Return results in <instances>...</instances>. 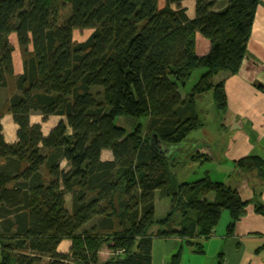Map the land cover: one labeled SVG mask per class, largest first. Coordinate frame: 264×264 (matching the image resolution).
<instances>
[{
	"label": "trees",
	"instance_id": "trees-1",
	"mask_svg": "<svg viewBox=\"0 0 264 264\" xmlns=\"http://www.w3.org/2000/svg\"><path fill=\"white\" fill-rule=\"evenodd\" d=\"M183 1L0 0V88L8 96L0 107V264H152L153 240L171 237L203 254L223 212L229 233L247 214L249 203L224 183H180L166 148L205 126L197 101L206 95L221 114L227 110L224 82L215 77L239 73L262 0H195L194 19ZM76 30L92 33L79 42ZM197 34L209 41L202 56ZM200 69L207 72L182 96ZM5 114L18 126L15 144L5 141ZM33 114L66 121L45 137ZM104 150L112 161L102 159ZM237 165L264 180L259 157ZM209 193L213 202L204 199ZM157 196L170 199L160 219ZM255 212L264 216L263 202ZM63 240L72 242L69 254L57 252ZM105 245L112 256L101 263Z\"/></svg>",
	"mask_w": 264,
	"mask_h": 264
},
{
	"label": "crops",
	"instance_id": "crops-1",
	"mask_svg": "<svg viewBox=\"0 0 264 264\" xmlns=\"http://www.w3.org/2000/svg\"><path fill=\"white\" fill-rule=\"evenodd\" d=\"M188 1L191 2L190 6L194 7L195 0H184L182 4ZM12 37L14 41H11L16 45V37L11 36V39ZM196 39L197 54L205 55L210 48L209 41L200 34H197ZM200 46L204 47L200 49ZM14 68L16 73L21 72V64L20 70H17L15 64ZM215 78L217 82H224L228 100L227 110L222 114L218 113L222 116L220 127L214 130L216 136L220 135V138L217 137L211 145L198 144L182 155L177 154V148L180 146L166 149L173 163L177 165L173 171H178L177 177L180 183L204 177L224 183L237 190L242 199L249 203L247 214L238 222L234 231L229 233L231 216L227 211L223 212L213 235L202 241L203 254L195 253L192 248L185 245V240L179 237L158 239L159 243H153V245L157 244L158 255L156 257L153 255L152 264H171L172 258L179 251L182 252L181 264H219L220 259L222 264H264V216L255 212L256 202L264 203V180L259 177L257 171L246 174L237 165L241 159L251 156L259 157L264 162V0L257 7L247 55L239 73L236 75L221 73ZM1 96L6 95L3 93ZM64 119L60 116H50L45 121L39 114H33L30 117L31 124L42 126L45 137L49 135L58 120ZM1 123L5 141L8 144L17 143L18 126L13 117L5 114ZM196 153L203 154V158L192 160ZM102 159L112 161L113 155L110 151L104 150ZM61 166L68 170L66 161H63ZM196 168L204 170L203 173L198 172L193 175L192 172ZM211 171H215L216 176H213ZM204 199L213 202L215 194L209 193ZM158 200L163 199L157 196L155 202L156 216L160 219L166 215L170 206L163 205L161 213L164 214L158 216ZM65 206L68 210L72 208V197L69 194L65 196ZM96 222V219L91 221L84 229L92 228ZM71 247V240H63L57 252L69 254ZM109 247L105 245L100 250L101 263L112 256Z\"/></svg>",
	"mask_w": 264,
	"mask_h": 264
},
{
	"label": "rangeland",
	"instance_id": "rangeland-1",
	"mask_svg": "<svg viewBox=\"0 0 264 264\" xmlns=\"http://www.w3.org/2000/svg\"><path fill=\"white\" fill-rule=\"evenodd\" d=\"M190 4H191V2L188 1L184 4H182V6L184 8H186L188 16L191 19H194V17H195V2H194V7L193 6L191 7ZM225 4L226 3L222 2V1L219 3H216L215 4V10H221L225 6ZM91 33H92V30H76L74 32L73 37L76 41L82 42V41H85L91 35ZM11 40L14 41L13 37ZM202 47H204V46H200V49ZM199 54H201V53H199ZM14 58H15L14 64H15L17 70H20V64H21L20 53L16 52ZM206 72H207V70H205V69H200V70L195 71V73L193 74V76L191 77V79L189 80L187 85L185 87L180 88L182 96H185L186 94L190 93L192 91V89L194 88V86L199 82L201 77ZM0 93H1L0 94V107H1L5 103L8 96H7L5 89H3V88H0ZM3 93H4V95H6L5 97L1 96V95H3ZM215 109H216V106H215V103H214V100H213V97L211 94L206 95L203 100L197 101V110L200 113L201 120L205 126L202 128H199L200 129L199 132H195V131L192 132L189 135V137L186 139V141L183 142V144H181V146L179 145L180 147L177 148V154H180V155L185 154V153L189 152L190 150L194 149V147L198 144L211 145V144H213V142L216 140L217 137L220 138L219 134H218L219 136H216L214 130H216V128L218 129L220 127V122H221L222 116H221V114H218V113H220V111L216 110L217 111L216 112ZM62 121L65 122L66 119L58 120V122L54 124L53 128H55ZM145 122H146V119L140 120V123L143 125H145ZM116 124L121 125L120 119L116 120ZM41 128H42V126H41ZM126 129L128 132H131L132 127H130V128L127 127ZM206 132H208V133L206 134ZM203 171L204 170H200V169L198 170L196 168L192 172V174L196 175L198 172L203 173ZM211 174H213V176H216L217 173L215 171H211ZM191 178H194V176H191ZM200 179H196V180L195 179H189V181H187V182H194V181H197ZM192 180H194V181H192ZM212 181L218 182L215 180H212ZM165 204L170 206V200L168 198L167 199L165 198L163 200H158V210H157L158 216H162L164 214V213H161L162 212L161 207H163V205H165ZM154 229L156 230V227ZM157 241H159L158 238H155L153 243L154 242L159 243ZM156 245L157 244L153 245L154 257H156V255H158V252H157L158 249L156 250ZM0 258H1V253H0Z\"/></svg>",
	"mask_w": 264,
	"mask_h": 264
}]
</instances>
